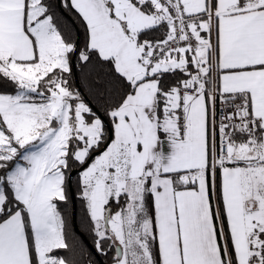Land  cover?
<instances>
[{"label": "snow or ice", "instance_id": "obj_1", "mask_svg": "<svg viewBox=\"0 0 264 264\" xmlns=\"http://www.w3.org/2000/svg\"><path fill=\"white\" fill-rule=\"evenodd\" d=\"M0 264H264V0H0Z\"/></svg>", "mask_w": 264, "mask_h": 264}, {"label": "trees", "instance_id": "obj_2", "mask_svg": "<svg viewBox=\"0 0 264 264\" xmlns=\"http://www.w3.org/2000/svg\"><path fill=\"white\" fill-rule=\"evenodd\" d=\"M71 211H72V213H73V207H72ZM79 211H80V209H79V204H76V217H77V218H78V216H79Z\"/></svg>", "mask_w": 264, "mask_h": 264}, {"label": "water", "instance_id": "obj_3", "mask_svg": "<svg viewBox=\"0 0 264 264\" xmlns=\"http://www.w3.org/2000/svg\"><path fill=\"white\" fill-rule=\"evenodd\" d=\"M73 215L76 217V205L73 206Z\"/></svg>", "mask_w": 264, "mask_h": 264}]
</instances>
